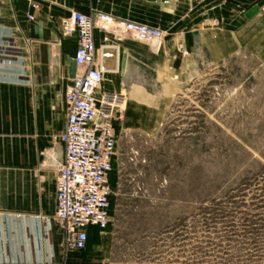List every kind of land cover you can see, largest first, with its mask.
<instances>
[{"label":"crops","instance_id":"0c3cea01","mask_svg":"<svg viewBox=\"0 0 264 264\" xmlns=\"http://www.w3.org/2000/svg\"><path fill=\"white\" fill-rule=\"evenodd\" d=\"M34 1L36 8L0 0V264H86L105 242L96 226H86L83 248L65 250L54 215L64 91L77 71L76 32L62 34L60 19L72 10L102 11L164 33L151 50L132 36L114 39L93 28L96 58L109 68L96 93L126 92L122 117L113 120L116 135L121 128L154 131L199 59H219L244 43L264 60V0Z\"/></svg>","mask_w":264,"mask_h":264},{"label":"rangeland","instance_id":"374dc122","mask_svg":"<svg viewBox=\"0 0 264 264\" xmlns=\"http://www.w3.org/2000/svg\"><path fill=\"white\" fill-rule=\"evenodd\" d=\"M115 137L86 264H264V60L246 44L199 59L154 131Z\"/></svg>","mask_w":264,"mask_h":264},{"label":"built area","instance_id":"2783aa9c","mask_svg":"<svg viewBox=\"0 0 264 264\" xmlns=\"http://www.w3.org/2000/svg\"><path fill=\"white\" fill-rule=\"evenodd\" d=\"M29 1L33 8L38 6ZM27 16L33 18L31 12ZM93 28L119 36L130 33L149 42L151 50L164 35L156 26L102 11L72 10L60 19L62 34L76 32L72 60L77 71L64 91L66 113L58 134L63 157L55 178L54 215L63 230L64 244L73 249L84 247L87 225L102 228L107 224L110 187L106 176L116 139L111 120L120 117L124 96L122 92L96 93L104 69L96 58Z\"/></svg>","mask_w":264,"mask_h":264},{"label":"water","instance_id":"95a60500","mask_svg":"<svg viewBox=\"0 0 264 264\" xmlns=\"http://www.w3.org/2000/svg\"><path fill=\"white\" fill-rule=\"evenodd\" d=\"M123 58H124V56L122 55L121 65H122V63H123ZM100 59H101V58H100ZM100 62H101V66H102L103 69H109L108 67H106V64H105V62H104L103 60H101ZM111 65H112V64H111Z\"/></svg>","mask_w":264,"mask_h":264},{"label":"bare ground","instance_id":"6f19581e","mask_svg":"<svg viewBox=\"0 0 264 264\" xmlns=\"http://www.w3.org/2000/svg\"><path fill=\"white\" fill-rule=\"evenodd\" d=\"M119 38H121V37H118V39H119ZM143 41H144V40H143ZM161 42H162V41H160V42H158L157 44H155V50L158 49V47L160 46ZM123 63H124V61H123Z\"/></svg>","mask_w":264,"mask_h":264}]
</instances>
